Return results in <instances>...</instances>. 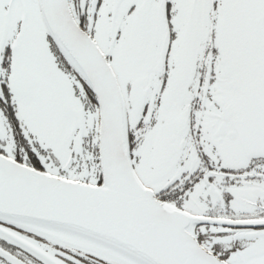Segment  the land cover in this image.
<instances>
[{
    "label": "snow or ice",
    "instance_id": "snow-or-ice-1",
    "mask_svg": "<svg viewBox=\"0 0 264 264\" xmlns=\"http://www.w3.org/2000/svg\"><path fill=\"white\" fill-rule=\"evenodd\" d=\"M0 264H264V0H0Z\"/></svg>",
    "mask_w": 264,
    "mask_h": 264
}]
</instances>
